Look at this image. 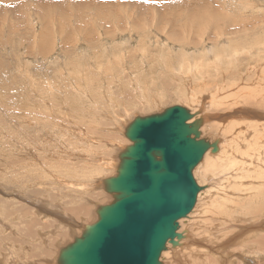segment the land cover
<instances>
[{
  "label": "rangeland",
  "instance_id": "1",
  "mask_svg": "<svg viewBox=\"0 0 264 264\" xmlns=\"http://www.w3.org/2000/svg\"><path fill=\"white\" fill-rule=\"evenodd\" d=\"M42 1L45 0L0 1V92L4 94L0 97V264H49L57 259L61 248L82 234L85 226L97 221L99 206L112 202L111 195L103 189V181L116 176V171L108 170L104 178L101 176V182L92 175L101 169L98 163L102 167L107 162L117 163L119 151L131 144L124 135L117 137L119 142H114L116 135L110 132L114 123L110 120L114 116L112 112H120L121 118L132 122L137 115L158 114L175 105L193 107L192 111L199 115L197 118L208 117L204 118L203 137L223 140L225 146L219 145L223 154L209 151L195 170V178L204 189L194 211L180 221L178 232L183 234L186 245L182 246L180 241L179 247L171 246L172 252L163 258V263L212 264L214 261L213 264H218L219 258V264H242L241 251L245 247L248 264H264L262 166H257L259 179H247V182L239 179L245 182V190L235 184L242 165L248 167L255 156H264V130L263 134L257 133L264 125L257 124L264 122V0H166L178 9L166 8L167 4H160L158 0H83L84 7L78 5L82 0H62L71 7L69 10L67 6L49 8ZM155 7L159 10L157 15ZM219 7L224 10L226 20H231L225 26L233 29V33L214 36L219 30L202 21V31L194 28L204 14L199 13L196 20L189 18L191 13ZM169 9L172 10L170 17ZM62 16L70 17V21L62 23L65 21ZM238 19L249 20L245 26H239L241 33L234 28ZM120 22L125 24L123 28L119 27ZM108 23L112 27L106 33ZM179 29L181 34L170 40L164 35L165 31ZM96 34L99 39L94 37ZM240 35L244 39H238ZM84 36H89L91 43L98 39L105 46L85 49L89 44L85 45ZM257 36H263L262 42H254ZM114 40L129 41L130 50H134L128 55L130 60H125V70L120 65L114 73L108 68L103 83L100 75H93L89 85L85 82L80 85L84 90L79 89L71 75L62 71L63 61L78 64L77 60L84 58L88 63L95 52L113 46ZM139 46L147 47L150 56L138 66L135 56L139 54L135 50ZM236 46L248 48L236 55L239 51ZM158 47L160 54L155 51ZM218 52L236 57L237 61L233 65L225 64L217 73V69H209L205 74L202 70L198 74L193 62L211 67L203 54ZM164 61L179 65H166ZM22 65L30 70H22L25 68ZM179 69L185 74L183 78ZM57 71H62L66 80L52 91L46 90L40 76L31 78L42 72L57 75ZM113 74L114 79L108 77ZM175 75L178 77L172 78ZM142 76L145 81L156 79L150 88L154 99L149 102L142 94L146 84L137 81ZM194 76H200L197 78L200 82L196 79L188 86L187 79ZM105 77L115 83L107 82ZM178 90L184 94L172 97ZM190 91L200 93L197 105L191 103ZM120 99L126 106L117 104ZM29 102L32 107L26 109ZM111 104L117 107L114 109ZM132 109H137V113H130ZM247 123H252L249 129ZM250 131L253 134L248 139ZM238 139L241 140L236 144L234 141ZM95 142L102 144L97 146ZM234 147V155H229L227 148Z\"/></svg>",
  "mask_w": 264,
  "mask_h": 264
},
{
  "label": "water",
  "instance_id": "2",
  "mask_svg": "<svg viewBox=\"0 0 264 264\" xmlns=\"http://www.w3.org/2000/svg\"><path fill=\"white\" fill-rule=\"evenodd\" d=\"M176 105L137 116L124 131L131 142L119 154L116 176L103 181L112 202L97 221L60 249L56 264H162L169 244L180 246V221L194 211L199 193L194 171L220 140L202 136L204 117Z\"/></svg>",
  "mask_w": 264,
  "mask_h": 264
},
{
  "label": "bare ground",
  "instance_id": "3",
  "mask_svg": "<svg viewBox=\"0 0 264 264\" xmlns=\"http://www.w3.org/2000/svg\"><path fill=\"white\" fill-rule=\"evenodd\" d=\"M0 1H3V0H0ZM57 1H59V2H61V3H59V4H57ZM88 1V0H87ZM43 2V4L42 5H44V6H47V7H49V8H59V7H61V8H64L65 6H67V7H69V5H67V3L66 4H63V1L62 0H45V1H42ZM152 2V1H151ZM158 2L161 4H167L165 7L166 8H171V7H174L175 9H178V7H177V5L176 6H174V5H172V1H171V3H169V2H166V0H158ZM159 3L156 5V7L159 5ZM185 3V2H184ZM183 3V4H184ZM69 4V3H68ZM82 4V6L84 5V2H83V0L82 1H80L79 3H78V5H81ZM86 4V3H85ZM94 4V3H93ZM99 4H101V3H99ZM116 4H117V2H116ZM182 4V5H183ZM212 4V3H211ZM215 4V3H214ZM220 4V3H219ZM87 5H89V3L87 4ZM86 5V6H87ZM108 5H110V4H108ZM123 5V4H122ZM139 5V4H138ZM77 6V5H76ZM81 6V7H82ZM85 6V7H86ZM106 6H107V4H106ZM120 6V5H119ZM140 6V5H139ZM138 6V7H139ZM143 6V5H142ZM147 6V5H146ZM215 6V5H214ZM66 7V8H67ZM79 7V6H78ZM77 7V8H78ZM84 7V6H83ZM82 7V8H83ZM88 7V6H87ZM91 7V6H90ZM123 7H124V5H123ZM126 7V6H125ZM137 7V11H138V8ZM155 7V8H156ZM218 7V6H217ZM71 7H69L68 8V10L70 9ZM76 8V9H77ZM96 8V7H95ZM110 8V7H109ZM112 8V7H111ZM115 9H116V7H114ZM121 8V7H120ZM127 8V7H126ZM183 8V7H182ZM81 9V8H80ZM86 9V8H85ZM103 9V8H102ZM165 9V8H164ZM186 9V8H185ZM216 9V8H215ZM109 10V9H108ZM117 10H120L119 8L117 9ZM124 10V9H123ZM126 11H127V9H125ZM147 10V9H146ZM220 10V11H219ZM98 11V10H97ZM100 11V10H99ZM169 17L170 16H172L171 15V12H172V10L171 9H169ZM179 11V10H178ZM182 11V10H181ZM77 12V11H76ZM118 12H120V11H118ZM117 12V13H118ZM136 12V11H135ZM163 12H165V11H163ZM64 14H65V12H63ZM98 13V12H97ZM96 13V14H97ZM111 13L112 12H110L109 14L111 15ZM133 13H134V11H133ZM132 13V14H133ZM155 13H156V15L157 14H159V10H157V8L155 9ZM177 13V11L174 13V14H176ZM199 13H203L204 14V16L202 17V18H200V20H198V14ZM74 14H75V12H74ZM83 14V13H82ZM224 10L222 9H220V7H219V9H217V10H212V9H210V10H208V9H206V10H201V11H195V12H193V13H191L190 15H189V18L191 17V18H194V19H196V20H198V21H196V20H193V21H196V22H198V24L196 25L197 27H199V28H197V27H194L195 29H200V31H202L203 30V24L201 23V25H200V21H202V22H206V26L209 24L212 28H214V29H216V30H219V31H217V32H215V34H214V36H216V35H220V33H233L232 32V30L233 29H231V28H228L227 26H225V24L226 23H228V22H230L231 20H226V16L224 17ZM56 15V14H55ZM76 15V14H75ZM109 16V15H108ZM112 16V15H111ZM111 16H110V18H111ZM121 16H124V15H121ZM131 17H133L132 15H130ZM177 16V15H176ZM169 17H167L166 16V18H169ZM173 17H174V15H173ZM222 17V19H221V21L219 20L220 18ZM230 17V16H229ZM40 18H41V16H40ZM62 18H64V19H62ZM62 20H65V21H63L62 23H64V22H67L68 20H69V18L68 19H65L66 17L64 16H62ZM92 18V17H91ZM114 18H116L115 17V15H114ZM53 19H54V17H53ZM123 19V18H122ZM227 19H229L228 17H227ZM67 20V21H66ZM113 21H111L110 23L113 25L114 24V19H112ZM146 20H148V18L146 19ZM165 19H163V21H164ZM188 20V19H187ZM191 20V19H190ZM204 20V21H203ZM70 21V20H69ZM81 21V20H80ZM84 21V20H83ZM168 21L170 22V19H168ZM174 21H175V19H174ZM173 21V22H174ZM263 21V20H262ZM53 22V21H52ZM172 22V21H171ZM180 22V21H179ZM192 22V21H191ZM249 22V20H241V19H238L237 20V26H235L234 28H235V30L237 31V32H240V28H239V26L240 25H242V26H245L247 23ZM110 23H108V26H107V28L105 29L106 31V33L108 32L109 33V29H111V27H112V25L110 24ZM164 23H166V22H164ZM168 23V22H167ZM258 23V22H257ZM160 24V23H159ZM118 25H119V27L120 28H123L124 26H125V24H123V23H118ZM168 25V24H167ZM161 26V25H160ZM171 26V25H170ZM181 26V25H180ZM88 27V26H87ZM166 27H168V26H166ZM241 27V26H240ZM158 28V27H157ZM85 29V28H84ZM84 29H83V31H84ZM158 29H160V28H158ZM170 29V28H169ZM172 29H174L173 27H172ZM72 30V29H71ZM70 30V31H71ZM121 30V29H120ZM119 30V31H120ZM126 29H123V30H121V31H125ZM177 30V29H176ZM81 31V30H80ZM89 31V30H88ZM165 31V30H164ZM72 32V31H71ZM127 32V31H126ZM125 32V33H126ZM161 32V31H160ZM165 32H167L168 34H166ZM164 32V35H166L167 36V38L170 40V38H172L174 35H176V34H181V32H180V29L178 30V31H165ZM79 33V32H78ZM77 33V34H78ZM170 33H172L171 35H170ZM241 33V32H240ZM86 34V33H85ZM84 34V35H85ZM118 34V33H117ZM76 35V34H75ZM79 35V34H78ZM121 35V34H120ZM124 35V34H123ZM92 36V35H91ZM94 37H96V38H100L97 34L96 35H94ZM262 37L263 36H257L256 37V39L254 40V42L255 43H260V42H262ZM91 38V37H90ZM243 37L240 35L239 37H238V39H242ZM84 39H85V45L86 44H89V46H87V48H85V49H89V50H91V49H94V48H96V47H104L105 45L103 44L104 42H99L98 41V39H96L97 40V42L95 41V43L93 42V43H91L90 42V39H89V36H87V37H85L84 36ZM238 39H237V42H238ZM244 39V38H243ZM83 43V42H82ZM77 44H79V43H77ZM247 44V43H246ZM80 45H83V44H80ZM111 45H113V46H111V47H106L104 50H100V51H97V52H95V57H91V58H89L88 59V63H85V59L83 58L82 60H77L78 61V64H73V63H69L67 60H65V61H63V64H65L64 66H63V72L65 71L68 75H71V76H69V77H71V79H73L74 81H75V84L77 83L78 85V87H79V89L80 90H84L83 89V87H80V85L81 86H83L84 84H83V82H85V83H87L88 85H89V83H91V77L93 76V75H100L101 76V81H102V83H103V80H104V75H105V71L108 69V68H110V70H112V72H113V70H116V67L118 68V66L120 65L121 66V68H122V70H125V67H124V65H125V60L127 59V60H130V59H128V55L130 54V53H132L134 50H133V48L130 50V42L128 41V42H125V41H117V40H114V44H111ZM247 46V45H246ZM237 47V50H239V51H237L236 52V55L237 54H242V52L240 51V50H242L243 48H248V47H243V48H239L238 46H236ZM139 48V50H135V53H137V55L138 56H135L136 58V65L138 64V66L139 65H141L142 63H143V61H146L147 62V57H149L150 56V54H148V50H147V47H142V46H139L138 47ZM239 48V49H238ZM85 49H82L83 51L85 50ZM82 51V52H83ZM155 51L158 53V54H160V52H161V48L160 47H158V48H155ZM182 52V51H181ZM140 54H142V55H144V57H142ZM80 55V54H79ZM169 55V54H168ZM203 55H205L206 57H207V61L209 62V63H211V67H204L203 65H201V64H198V63H195V62H193V65L195 66V68L197 69V73L199 74H201V70L202 71H204V74L209 70V69H214V70H216V72L215 73H217V71L219 70V69H223V67H224V65L225 64H229V65H233L234 64V61H237V59H236V57H227V55H224V53H222V52H218V53H216V54H211V55H209V54H203ZM249 57V56H248ZM19 58V57H18ZM133 58V57H132ZM238 58V57H237ZM250 58V57H249ZM20 59V58H19ZM239 59V58H238ZM70 60V59H69ZM241 60V59H240ZM247 60H248V58H247ZM133 62H135V60L133 61ZM146 62H144V64H146ZM23 63V62H22ZM164 64H166V65H174V64H176V65H179V63H174V62H171V61H164ZM181 64V63H180ZM17 65V64H16ZM25 65V64H24ZM24 65H22L23 67H25ZM128 65V64H127ZM135 65V64H134ZM143 65V64H142ZM241 65H242V63H241ZM241 65H239V67L241 66ZM244 65V64H243ZM53 66V65H52ZM119 66V67H120ZM138 66H136V68H138ZM18 67V66H17ZM21 67V66H20ZM32 67V66H31ZM129 67V66H128ZM127 67V69L129 70V68ZM147 67H148V65H147ZM244 67H245V65H244ZM55 68V67H54ZM92 69H95L96 70V72H95V74H93L94 72H92ZM144 69H146V67L144 66ZM22 70H24V71H28V70H30L28 67H25V68H22ZM32 70V69H31ZM54 70V69H53ZM53 70H52V72H53ZM56 70V69H55ZM94 70V71H95ZM127 70V71H128ZM137 70V69H136ZM62 71H57V75H55L54 73H52V74H54L55 76H56V78H55V76L54 75H49V73L48 72H46V73H43L42 72V74H40V75H37V76H35L36 74H38V73H35L34 74V76H32L31 74V78H38L39 76H40V80H41V82H42V84L45 86V88L47 87V91H52V89L54 88V86L56 87L57 85H60L61 84V82H63V81H65L66 80V78H65V74L62 72ZM130 71H132V70H130ZM37 72H39V71H37ZM41 72V71H40ZM118 72V71H117ZM129 72V71H128ZM136 72V71H135ZM191 73L190 74H193L194 73V71L192 72V71H190ZM251 72V71H250ZM253 72V71H252ZM256 72V71H255ZM21 73V72H20ZM24 73H26V72H24ZM29 73V72H28ZM114 73V72H113ZM123 73V72H122ZM121 73V74H122ZM179 74H181L182 75V78L185 76V74H184V72H182L180 69H179V72H178ZM219 73V72H218ZM260 73V72H259ZM258 73V74H259ZM27 74V73H26ZM25 74V75H26ZM112 74V73H111ZM116 75L118 74V73H115ZM198 74H197V76H198ZM255 74V73H254ZM29 75V74H28ZM27 75V76H28ZM115 75V76H116ZM119 75V74H118ZM132 75H135V74H132ZM217 75V74H216ZM15 76V75H14ZM17 76V75H16ZM24 76V75H23ZM119 76H121V75H119ZM204 76V75H203ZM206 76V75H205ZM208 76V75H207ZM258 76V75H257ZM260 76V75H259ZM67 77V76H66ZM93 77H95V76H93ZM108 77H113V79H114V74H113V76H108ZM107 77V78H108ZM135 77H137V76H133V78H135ZM175 77V79L178 77V75H175V76H172V78H174ZM200 77V76H199ZM199 77H192V78H188L187 80H188V84L185 82V81H183L185 84H187L188 86H190V85H193V81L195 82V80L197 79V78H199ZM30 78V79H31ZM106 78V77H105ZM106 78V80H107V82H112V80H110V81H108V79ZM118 78V77H117ZM129 78V77H128ZM132 78V77H131ZM132 78V79H133ZM206 78V77H205ZM232 78V77H231ZM76 79H79L80 81H77ZM100 79V78H99ZM118 79H120V78H118ZM202 79H204V78H202ZM207 79V78H206ZM205 79V80H206ZM6 80V79H5ZM37 80V79H36ZM130 80V79H129ZM128 80V81H129ZM198 80V79H197ZM204 80V82L203 83H205L206 81ZM262 80V79H261ZM31 81H33V79H31ZM134 81V80H133ZM137 81H140L141 83L142 82H144L145 84H146V88H145V90L143 89V91H144V93H142L143 94V96L145 97V99H146V102H149L150 101V99L152 100V98L154 99V95H153V92L150 90V88H151V83L153 82V81H156V79H154V78H149L148 79V81H145V79H144V76H142V77H139L138 78V80ZM199 81V80H198ZM197 81V82H198ZM202 81V80H201ZM37 82V81H36ZM35 82V83H36ZM130 82V81H129ZM196 82V83H197ZM200 82V81H199ZM198 82V83H199ZM29 83H30V80H29ZM113 83V82H112ZM115 83V82H114ZM113 83V84H114ZM126 83V82H125ZM134 83H136V82H134ZM109 84V83H108ZM132 84V83H131ZM138 84V83H137ZM110 85V84H109ZM136 85V84H135ZM197 85V84H196ZM199 85V84H198ZM102 86V85H101ZM138 86H139V84H138ZM195 86V85H194ZM39 87H41V86H39ZM137 87V86H136ZM145 87V86H144ZM33 88V87H32ZM85 88V87H84ZM133 88V87H132ZM139 88V87H138ZM137 88V89H138ZM197 88V87H196ZM110 89V88H109ZM108 89V90H109ZM122 89V88H121ZM149 89V90H148ZM55 90V89H54ZM111 90V89H110ZM148 90V91H147ZM28 91V90H27ZM107 91V90H106ZM121 91V90H120ZM103 92V91H102ZM111 92V91H110ZM138 92H139V90H138ZM50 93V92H49ZM80 93V92H79ZM104 93V92H103ZM76 97L78 96V93H77V91H76ZM110 94H112V93H110ZM141 94V95H142ZM184 94V92L183 91H179L178 90V92H175L174 93V96L173 95H171L172 97H174V98H178V97H180V96H182ZM4 94H3V92L1 93L0 92V97H2ZM120 97V96H119ZM3 98V97H2ZM117 98V97H116ZM149 98V99H148ZM160 98H162V97H160ZM109 99L110 100H113V98L112 97H109ZM124 99V98H123ZM2 100V99H1ZM109 100V102H111ZM119 100V99H118ZM190 100H191V103L192 104H196L197 102H200V100H201V98H200V93H198V92H194V91H190ZM18 101V100H17ZM120 101L121 102H117V104H119V105H121V106H126V104L123 102L124 100H122V99H120ZM2 102H4V101H2ZM20 102V101H19ZM5 103V102H4ZM18 103V102H17ZM20 103H22V102H20ZM112 103V102H111ZM239 103H241V102H239ZM23 104V103H22ZM34 104V103H33ZM74 105H79V102H74L73 103ZM236 104V103H235ZM249 104V103H248ZM252 104V103H251ZM18 105V104H17ZM26 105H28V106H26L27 108L26 109H28V108H31L32 107V103H26ZM34 105H39V104H34ZM72 105V104H71ZM111 105H113L114 106V109H115V107H117V105L115 106L114 104H111ZM197 105V104H196ZM241 105H242V103H241ZM244 105L245 104H243V107H244ZM21 106V105H20ZM112 106V107H113ZM176 106V105H175ZM184 106H186V105H184ZM173 107V106H172ZM239 107H240V104H239ZM238 107V108H239ZM242 107V106H241ZM23 108V107H22ZM43 108H46V107H43ZM104 108V107H103ZM170 108V107H169ZM190 110H191V112L193 113V114H196L194 111H192V108L193 107H188ZM248 108V107H247ZM250 108V107H249ZM47 109H49V108H47ZM60 109H64V108H60ZM263 109V108H262ZM222 110V109H221ZM220 110V111H221ZM228 110H229V108H228ZM253 110H255V109H253ZM256 110H257V108H256ZM24 111H25V109H24ZM258 111V110H257ZM132 112H136L137 113V109H132L131 111H130V113H132ZM258 112H260V111H258ZM262 112V111H261ZM112 113H114V116L112 117V118H110V120L111 121H113L114 123H113V125H112V128L110 129V132L113 134V135H116L115 136V138H114V142H116V140H117V137H119V136H121V135H124V131H125V128L127 127V125L130 123L129 121L130 120H127V119H125V118H121L120 117V112H112ZM119 113V114H118ZM222 113V112H221ZM227 113H230V112H227ZM139 114V113H138ZM36 114H33V116H35ZM135 115V114H134ZM260 115L262 116L263 114H261L260 113ZM132 116V115H131ZM138 116V115H137ZM136 116V117H137ZM111 117V116H110ZM230 117V116H229ZM264 117V116H263ZM38 118H40V117H38ZM204 118H208V117H204ZM34 119H35V121H39V119H37V118H35L34 117ZM129 119H130V116H129ZM262 119V118H261ZM131 120H132V118H131ZM195 120H197V117L195 116L191 121H190V123H193ZM257 120V119H256ZM264 121V120H263ZM234 122V121H233ZM233 122H230V123H232L233 124ZM240 122V121H239ZM229 123V124H230ZM223 124V123H222ZM248 125H247V127L246 128H250L249 127V125H252V123H247ZM257 124H259V125H261V124H264V122H262V123H257ZM224 126V125H223ZM229 126V125H228ZM233 126H234V124H233ZM230 127H231V125H230ZM235 128H236V126H234ZM245 127V126H244ZM242 128V127H241ZM245 128V129H246ZM106 129V128H105ZM237 129H239V128H237ZM236 129V130H237ZM259 131L257 132L258 134H263L261 131L262 130H264V125H262V126H260L259 128ZM101 131V130H100ZM201 131H202V136H203V127H202V129H201ZM244 131H246V130H244ZM244 134V133H243ZM252 132L250 131V133H248V139H250V137L252 136ZM246 135V134H245ZM247 136V135H246ZM245 136V137H246ZM233 137V136H232ZM96 138H100V136H97ZM124 138H125V136H124ZM101 139V138H100ZM127 139V138H126ZM242 139V138H241ZM241 139H238V141H234L236 144L238 143V142H240V140ZM97 140V139H96ZM99 141V140H98ZM118 142H119V140H117ZM97 142V141H96ZM95 142V143H96ZM121 142V141H120ZM100 144H102V143H100ZM99 144V142L98 143H96V145L98 146V145H100ZM219 145H221V146H225L224 145V143H223V140H221L220 141V143H219ZM121 146V145H120ZM125 146V145H124ZM129 146V145H128ZM125 147H127V146H125ZM120 148H122V147H120ZM122 149H124V148H122ZM110 151H111V148L110 147H108V152L110 153ZM119 151V150H118ZM227 151H228V154L229 155H234V151H235V147L234 148H227ZM104 152H106V151H104ZM120 152L121 151H119V154H120ZM116 153V152H115ZM218 153H220V154H223V152H222V148L220 147V150H219V152ZM117 154V153H116ZM207 154H208V152H207ZM207 154L205 155V158H206V156H207ZM261 155V154H260ZM116 156H118V155H116ZM115 156V157H116ZM94 158L93 159H96V155L94 154V156H93ZM117 158V157H116ZM118 161H117V163H115V161H111V162H107L106 164H105V166L104 167H102V165L101 164H99L98 162V164H96L99 168H101V169H98L97 171H98V173H95V172H93V176L96 178V181H98V182H101L102 181V177L104 178L105 177V175H106V173L108 172V170H115V171H117V167H118V165H119V162H120V160L119 159H117ZM94 161V160H93ZM254 161H257V162H255V163H253ZM95 164V163H94ZM116 164H118L117 165V167H115L116 166ZM249 164V163H248ZM200 165V164H199ZM199 165H198V167H199ZM259 165H261L262 166V171H264V156L263 155H261V156H255L252 160H251V164H249L248 165V167L247 166H244V165H242L241 167H240V169H239V171L237 172V177H238V179L235 181V184L243 191V190H245L246 189V186H245V182H243V181H241V180H239V179H246V182H247V179H249L250 181H252V180H257V179H259L260 178V175H258V170H257V166H259ZM251 166V167H250ZM197 167V168H198ZM196 168V169H197ZM195 169V170H196ZM251 170H254V171H251ZM195 172V171H194ZM41 174V173H40ZM257 175H258V177H257ZM102 176V177H101ZM194 176H195V174H194ZM199 185V184H198ZM240 186H244V187H240ZM257 187H259V185H257ZM201 193V192H200ZM200 193H199V195H200ZM198 195V196H199ZM10 213V212H9ZM246 221L247 222H250V220H249V218H246ZM178 234H179V232H178ZM189 237V236H188ZM185 240H184V238L181 240V243H182V246H185L186 244H184L185 242H184ZM225 244V243H224ZM192 245V244H191ZM253 245V247H255L256 246V244H252ZM172 245L171 244H169V246H168V250L166 251V252H164L163 254H162V258H161V262H162V264H164L163 263V258L165 257V256H167L169 253H170V251L172 252V250L170 249V247H171ZM222 247H224V246H222ZM261 247L264 249V246H262L261 245ZM190 249V248H189ZM246 253H247V249L244 247V249L241 251V261H242V264H248L249 262H250V260L249 259H247V258H245L244 256H246ZM210 257V256H209ZM56 261H57V259L56 260H51V262L49 263V264H56ZM202 261H203V263H207L206 262V260H204V259H202ZM211 261H213V259L211 260ZM216 261H217V263L219 264V258H217L216 259ZM54 262V263H53ZM214 262V261H213ZM213 262H212V264H213ZM248 262V263H247ZM47 264V263H46Z\"/></svg>",
  "mask_w": 264,
  "mask_h": 264
}]
</instances>
